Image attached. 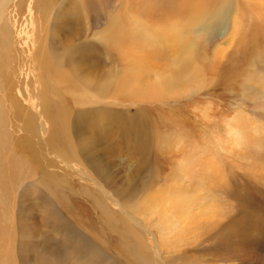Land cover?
<instances>
[{"label":"rangeland","instance_id":"obj_1","mask_svg":"<svg viewBox=\"0 0 264 264\" xmlns=\"http://www.w3.org/2000/svg\"><path fill=\"white\" fill-rule=\"evenodd\" d=\"M53 1L50 0V3ZM110 2L108 0L107 5H102L100 11L95 8L96 12L101 13L100 16H89V13L88 16H82L78 28L80 41L85 44H99L101 36L108 34L114 26L121 28L119 36L122 41L128 43L129 38L137 35L138 32H140L139 36L144 30H148L157 36L161 32L155 29L164 28L170 23L175 27L183 23L187 25L189 22L187 26L189 35L198 48L194 62L204 61L202 68L204 72L197 79L195 91L179 92L176 97L169 98L166 95L159 101L149 98L138 99L130 94L120 95V92L115 90L121 87V78L124 74L123 86L135 83L134 78L129 76L132 70L140 72L145 80L152 81L157 78L154 73L161 72L167 63L170 64L172 57L162 51H167L164 45L160 46L161 51L151 48L153 52L149 54L146 50L121 53L117 48L112 49L113 45L109 46L110 49L100 44L106 54L105 56L101 53L100 62L104 65V71L106 69L109 85L91 91L86 88L81 78L76 76L72 68L64 65L62 53L50 48L47 39V6L41 1L40 7L43 9L37 10V16H33L34 12L28 9L29 0H22L19 7L10 6L6 14L8 21L11 20L10 26L14 29L16 40L19 42L16 43L15 48L9 43L8 50L14 48V53H11L9 60H4L8 68L5 73L7 86L0 95L5 99V105L0 104V112L5 117V126L3 123V128L0 127V130L4 129V135L13 139V144L24 138L25 143L31 145V151L35 152L31 153L32 156L20 148L17 152L29 159L31 156L35 160L32 168L37 171V175L25 181L20 188L24 203L34 201L29 194L35 190L39 196V206L48 209L52 214L54 212V215H58L60 219L62 225L56 232H71L75 238L81 235L80 237L83 238H78L86 241L89 256L94 251L100 252V264H134V262L136 264H204V262L241 264L237 260L223 262L210 253L213 250L209 249L206 241L210 232L208 230L205 234L203 232L189 239L192 242L188 240V244L186 242L177 248L167 250L173 252L165 251L166 249L158 245L157 233L151 227V223L147 224L150 221L144 219L141 221L142 218L134 212V209L130 213V208H134L147 195L160 193L171 187L169 182L171 175L168 168L164 169L163 161L172 163L179 159L188 160L199 154L208 160L213 158L212 163L219 164L223 156L233 161L234 164L219 169L222 172V180L217 182L221 186L217 185L218 191L214 200L219 199L230 209L236 207L231 199L232 196L228 194H231L232 183L242 173V166L248 159L237 153V150L248 140L254 147L264 142V0H234L232 8L229 0L219 4L220 7L226 5L230 9V14L221 21V29L213 32L210 37L198 28L221 8L214 7L209 16H202L205 14L200 11L193 14V9L186 10L181 16L156 18L132 16L131 12L128 16H117L121 3H114L111 6ZM72 21L78 23L77 19ZM141 41L145 42L146 39L143 38ZM211 62L215 64L212 68H210ZM44 68H48L49 72ZM51 70L58 72L69 81L68 92L62 96L63 100H58L53 95L47 98ZM11 73L12 76H9ZM193 85L194 83L191 87ZM140 90L137 88L136 92L139 93ZM90 100L115 104L129 111L131 115L136 113L148 120L147 125L151 129L152 138L150 159L152 165L155 164V168L141 190L130 198L116 199L109 189L99 183V179L89 171L76 152L71 138L72 113L76 108L88 106ZM47 101L54 106L53 114L57 112L58 107L64 109L59 112L64 115V122L55 128V131L52 121L50 123L44 121L45 115H42L45 110L41 107V102L48 106ZM19 116L21 119L24 116V122ZM57 131L64 132L68 136V148L63 146V141L58 140L59 134L56 138ZM210 147L217 152V155L209 149ZM14 150L17 151L16 148ZM4 159L7 160L6 165L14 164L11 157ZM108 159L110 166L106 175L112 182L127 177L138 163V156L130 145L115 148ZM156 162L162 167L157 168ZM23 176L22 172L21 179ZM183 181L180 179L178 183H181L180 187L185 191H190L196 183L195 179L186 183ZM28 198L31 200L28 201ZM4 206L0 203V264H17L12 249L15 237L14 224L11 220L8 221L10 211L14 212L15 208L10 204L6 212L2 209ZM34 216L37 217V213ZM24 224L26 223L21 222L22 226ZM132 227L134 228L130 229ZM123 229L127 232H123ZM132 230L139 232L135 233L136 237ZM21 234V237L28 238V233L23 227ZM140 235H143L142 238L138 237ZM60 236L57 234L56 237ZM120 239L123 242H120ZM33 247L37 249V243L33 244ZM119 248L121 251L125 249L123 252L125 254H119L121 253ZM144 250L146 253L143 252ZM35 253V258L29 256V262L32 260V263H37V251ZM52 263L58 264L55 261Z\"/></svg>","mask_w":264,"mask_h":264},{"label":"bare ground","instance_id":"obj_2","mask_svg":"<svg viewBox=\"0 0 264 264\" xmlns=\"http://www.w3.org/2000/svg\"><path fill=\"white\" fill-rule=\"evenodd\" d=\"M21 1L0 0V95L4 93L3 91L6 90L7 86L5 73L8 68L4 60H9L11 53H14L16 43L19 42V40H16L15 31L10 26L11 20L8 21L6 12L10 6H18ZM41 1L48 8V15L46 14L48 16L47 39L50 48L62 53L64 65L72 68L76 76L79 79L81 78L86 88L91 91L97 90L109 82V77L107 78L105 72L106 69L104 71V65L100 62L101 53L106 56L100 44L107 48L113 45L112 49L117 48V51L120 50L121 53L146 50L149 54L153 52L151 48H157L161 51L160 46L164 45L167 51H162L166 52L167 56L172 57L170 64L167 63L161 72L154 73L157 78L152 81L145 80L140 72L132 70L129 76L134 78L135 83L123 86L124 74L121 78V87L115 90L120 92V95L130 94L138 99L149 98L159 101L166 95L169 98L176 97L180 94L179 92L185 93V91L194 90L195 85L198 83L197 79L204 72L202 69L204 61L194 62L198 48L196 42L189 35L187 29L189 22H187V25L183 23L175 27L169 22L170 24L166 27L155 29L161 32L157 36L148 30H144L139 36L138 33L140 32H138L137 35L129 38L128 43L125 40L122 41L121 36H119L121 28L113 26L108 34L101 36V43L85 44L79 38V21H82V16H88L89 14V16H100L101 13L96 12L95 8L100 11L99 9L108 0H54L51 3L50 0H38L39 5L37 0H29L28 9L34 12L35 15L33 16H37L38 9H43L40 7L42 6ZM110 1L111 6L114 3H121L120 12L117 16H128L129 12L132 13V16L156 18L158 16H181L189 9H193V14L200 11L205 14L202 16H209L214 7L215 9L221 8L211 15L213 17L210 20L202 23V26L198 28L200 31L206 32L204 34L207 37L221 29V21L230 14V9L226 5L219 6V4L228 0ZM229 1L230 8H232L234 0ZM87 13L89 14L87 15ZM73 19H77L78 23H74ZM136 38H139V40H136ZM143 38L146 39L145 42L141 41ZM9 43H12L13 49L8 50ZM35 56L37 57V53H35ZM40 64L41 60L39 59V66ZM214 66V62H211L210 68ZM44 69L49 72L48 68ZM40 71L42 73V69ZM13 74H15V71ZM9 76H12V73ZM60 80L61 82H59ZM192 83H194L193 87H191ZM68 88L69 81L58 72L51 70L47 98L53 95L58 100H63L62 96L68 92ZM137 88L141 89L139 93L136 92ZM21 92L23 93V91ZM100 102L102 101L93 102L90 100L88 106L76 108L73 111L70 121L71 138L75 144L76 152L80 155L81 160L85 162L89 171L99 179V183L109 189L112 195L116 196V199L130 198L141 190L155 168V164L152 165L150 159L152 154L151 129L147 125L148 120L143 119L136 113L131 115L129 111L119 108L115 104L105 103L104 101L100 104ZM27 103L29 104L28 101ZM47 103L48 106L41 102V107L45 110L42 115H45L44 121L49 123L52 121L55 131V128H58L64 122V115L59 113L64 109L58 107L57 112L53 114L54 106L50 105L48 101ZM0 104L5 105L4 96L0 97ZM21 120L24 122V116ZM4 121L5 117L0 112V127L2 128ZM55 134L56 138L59 134L58 140L63 141V146L68 148V136L60 131L55 132ZM12 142H14L13 139H9V136L4 135V129L0 130V203L5 205L2 209L6 212L10 204L15 208L14 212L10 211L8 221L11 220V223L14 224L15 237L12 249L17 264H54L52 263L54 261L58 264H100V252L94 251L89 256L88 245H85L86 241L79 239L81 235L78 236L79 238H75L71 235V232H56L62 225L61 221L57 217L58 215H54V212L52 214L48 209L45 210L43 206H39V196H37L35 190L29 194L34 203H24L20 188L25 181L37 175V171L32 168V163L35 160L31 157V153L34 154L35 152L31 151V145L25 143L24 138H20L14 144ZM126 145L134 148L138 156L137 166L127 177L112 182L106 175L110 166L108 157L111 156L115 148ZM18 148L28 152L31 155L30 159L17 153ZM209 149L217 155L212 147ZM3 150L4 152H2ZM234 152H236V148H234ZM3 153L4 158L11 157L14 164L6 165L7 160L2 158ZM237 153L248 157V159L242 166V173L232 183L231 194H228L232 196V198L229 197L235 202V208H227L226 203H221L219 199L214 200L218 191L217 182L222 180V172L219 169L234 164L233 161L223 156L219 164L217 162L212 163L213 158L208 160L202 154H199L188 160L179 159L177 162L172 163L167 160L166 162L161 161L162 164L165 163L164 169L168 168L171 175L169 180L171 187H167L166 191L147 195L134 208H130V213L134 209V212L142 218L141 221L143 219L150 221H147V224L150 225L151 223V227L157 233L156 241L161 248L166 249L165 251L177 248L189 239H193L203 232L205 234V231L208 230L210 232L206 237V241L209 244V249L213 250L209 252L218 259L223 262L237 260L241 264H264V142L256 144L254 147L248 140L244 145H241ZM156 164L158 165L157 168L161 166L157 162ZM22 172L24 176L21 179ZM180 179L184 180V183L195 179L196 183L190 191H185L180 187L181 183H178ZM12 192H14L13 196H11ZM31 198L27 200L29 201ZM36 213L37 217L34 216ZM21 222L26 224L22 226ZM21 227L28 233V238L21 237ZM126 229H123V232ZM132 231H134V234L139 233L135 230ZM50 232H53V234ZM57 234L61 236L56 237ZM118 234H120L119 231ZM141 236L143 235L138 237ZM120 242H123L122 239H120ZM124 242L127 243V241ZM201 242L203 241L201 240ZM35 243H37V249L33 247ZM91 246L93 245L91 244ZM36 251L37 263H32V260L30 263L29 256L35 258ZM143 252L146 253V250ZM167 252L173 251L169 250ZM134 264L136 263L134 262ZM204 264L206 263L204 262Z\"/></svg>","mask_w":264,"mask_h":264}]
</instances>
